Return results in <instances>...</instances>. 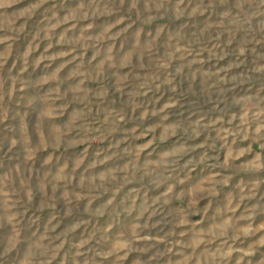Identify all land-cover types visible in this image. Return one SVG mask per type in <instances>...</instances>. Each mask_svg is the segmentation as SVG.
I'll use <instances>...</instances> for the list:
<instances>
[{
  "label": "rangeland",
  "instance_id": "1",
  "mask_svg": "<svg viewBox=\"0 0 264 264\" xmlns=\"http://www.w3.org/2000/svg\"><path fill=\"white\" fill-rule=\"evenodd\" d=\"M0 264H264V0H0Z\"/></svg>",
  "mask_w": 264,
  "mask_h": 264
}]
</instances>
